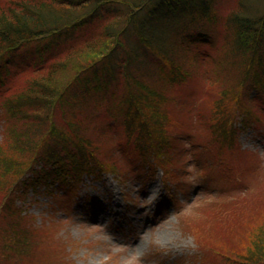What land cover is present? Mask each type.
<instances>
[{"label": "trees", "instance_id": "1", "mask_svg": "<svg viewBox=\"0 0 264 264\" xmlns=\"http://www.w3.org/2000/svg\"><path fill=\"white\" fill-rule=\"evenodd\" d=\"M4 1L7 2L1 5ZM44 1L0 0L4 7L0 10L2 71L21 67L27 69L24 75L41 73L29 83L26 92L9 98L7 95L16 88L9 84L8 91L6 88L0 98V116L6 124L11 120L16 122L10 126L15 135L26 136L14 145L17 151L24 152V159L12 170L17 175L14 178L12 175L6 193L4 191L5 194L0 196L8 217V225L0 238L6 236L9 228L15 232V238L4 241L0 246L2 264L24 263L28 257L25 248L33 249L34 245L31 241L35 236L32 226L24 224L21 209H16L6 199L18 179L32 171V184L37 185L38 181V184L44 183L52 189L58 183L64 188L71 181L73 185L78 184L83 175H93L96 170L109 171L116 162L114 148L103 142V155L97 151L101 148L97 142L99 138L106 141L107 135L119 130L121 124L130 136L126 138L123 152L131 160L137 151L147 158L162 156L168 142L154 131L168 120L172 102L174 105L178 101L177 107L174 106L175 114L181 113L182 103H185L184 114L196 117L200 127L213 132L208 145L200 142L206 154H212L210 145L214 140L216 144H223L220 137L223 135L226 138L224 143L233 151L229 159L233 160L234 169L239 170L243 164V170H255V160L251 159L255 154L241 149L236 141L239 128L234 125L232 112L237 113L242 128L250 124L264 128V104L259 99L264 97V81L254 74L256 95L250 96L246 92L252 84H246L245 89L239 91V79L249 74L245 69L250 67L248 63H256L264 76V0L259 6L255 0H54L61 7L69 8L70 13L54 11ZM253 3L256 14L248 12ZM220 7L227 12L219 19L217 16L210 19L211 13H217ZM204 18L209 19V28L216 29L218 33L217 42L213 35L211 51L201 49L205 42L199 39L200 30L193 26L197 19ZM90 25L92 27L86 32ZM77 27H81L76 36L81 42L72 35ZM186 31L194 33L188 38ZM74 42L75 47L70 49ZM30 44L39 46L37 51L40 53L33 59L35 61L44 60L45 52L49 60L55 54L63 58L75 51L88 57L83 60L84 64L75 62L66 80L57 88H51L48 84L51 77L49 66L45 73L43 69L31 68L28 63L32 60L27 57L28 62L20 64L5 57L16 48L26 49ZM222 60L237 69L236 81L225 82L228 86L224 93L231 94L222 104V100L216 103L214 110L204 112L201 107L197 110L192 104L196 102L193 93L197 92L199 85L187 68L202 69L211 62ZM66 66L63 63V67ZM228 69L227 66L226 71ZM229 78L234 79V76L230 73ZM41 82L43 85H39ZM198 90L202 102L204 92L200 88ZM210 101H207L208 105ZM228 105H234L235 109L226 107ZM86 112L89 114L85 115ZM219 114L226 116V129L220 128ZM204 115L208 118L203 119ZM58 116H61L60 122H57ZM109 121L113 123L108 124ZM20 122L24 123L23 126L15 127ZM188 125L189 129L183 128V132H191ZM207 159L210 163L202 170L205 176L227 175L218 166L221 159H215L213 155ZM38 160L44 163L42 169H32L31 165L39 164ZM234 160L238 161L234 164ZM149 170L143 172L146 178ZM244 178L247 177L234 180L230 177L226 183L250 192L251 180ZM227 197L224 201L234 206V202L244 200L246 194L238 196L235 192ZM216 199L203 203L216 204ZM215 219L218 225H225L223 221H228H221L220 217ZM0 230L4 229L0 227ZM197 246L204 253V261H217V264H259L256 262L263 259L262 256L243 260L206 245ZM206 254L210 259L205 257Z\"/></svg>", "mask_w": 264, "mask_h": 264}, {"label": "rangeland", "instance_id": "2", "mask_svg": "<svg viewBox=\"0 0 264 264\" xmlns=\"http://www.w3.org/2000/svg\"><path fill=\"white\" fill-rule=\"evenodd\" d=\"M261 1L255 0V4L259 6ZM44 4L54 11L70 13L69 8L61 7L54 0H45ZM255 4L250 6L251 10L248 9V12L257 13L253 8ZM1 5L0 10H3ZM226 12L227 10L220 7L217 13H211L210 19L216 16L219 19ZM208 21L207 18L197 19L193 26L194 29L200 30L199 39L205 42L201 49L211 51L213 35L217 42L218 33L216 29L209 28ZM81 27L75 28L72 33L78 42H81V39L76 36ZM91 27H87L86 32ZM186 32L189 34L188 38L194 33ZM75 45L76 42L71 44L70 49ZM26 47H18L15 52L5 57L19 61V64L27 63V57L32 60L28 63L31 68L43 69L42 72L45 73L50 70L48 84L51 88H57L66 80L65 77L71 72L75 62L84 64L83 60L88 57L82 56L83 52L78 55L75 51L63 58L55 54V57L49 60L47 52H42L45 59L35 61L33 59L40 53L37 51L39 46L30 44ZM84 53L88 54L87 51ZM69 57L71 58L68 60ZM63 63L65 66L67 64L66 68ZM248 64L250 67L245 69L249 74L239 79V91L242 92L246 84H252L247 87L246 92L253 96L256 95L255 75L262 81L264 76L256 63ZM48 66L50 69L46 70ZM3 67L0 61V98L6 88L8 91L9 84L16 87L7 95L12 98L22 91L26 92L29 83L41 75H24L27 69L21 67L3 72ZM187 69L204 92L202 102L199 88L193 93L196 102L192 107H197V110L201 107L204 112L214 110L216 103L221 100L222 104L225 97L231 94L224 93L228 86L225 82H235L237 79V69L224 60L211 62V65L202 69ZM230 73L234 79H228ZM39 85H43L42 82ZM209 99L211 101L208 105ZM259 99L264 104V97ZM177 103L178 101L173 105L172 102L168 120L158 131H154L168 142L162 156L147 158L137 151L131 160L123 152V147L127 145L126 138L130 136L121 124L119 130L115 129L107 135L106 141L99 138L100 141L97 142L98 147L104 148L103 142H106L114 148L116 162L109 171L96 170L93 175H83L78 184L73 185L71 181L64 188L58 183L54 184L52 189L44 183L38 184V181L37 185L32 184V171L18 179L6 199L10 200L16 209H21L24 224H30L35 233V236L31 237L33 249L25 248L28 257L22 264H201L204 261V253L198 250L197 245H206L243 260L263 256V259L256 263L264 264V128L255 127L254 124L242 128L240 118L236 117L237 113L232 112L234 125L239 128L236 141L241 149L255 154V157L251 158L255 160L254 171L243 170L245 166L240 162L241 168L234 169L233 160L229 159L230 155L233 156V151L230 145L224 143L226 138L220 135L223 144H216L214 140L210 145L212 154H206L203 147H200V142L202 145H208L213 132L200 127L196 123V117L184 114L185 103H182L181 113L175 114L174 106L177 107ZM230 107L235 109L234 105ZM88 114L89 112L85 113ZM204 116L203 119L208 118ZM209 116L215 118L214 115ZM60 118L61 116L57 117V122H60ZM218 121L221 129L227 128L225 115L219 114ZM14 123L16 122L11 120L6 124L5 119L0 116V196L9 187L12 175L13 178L17 175L12 170L24 159V152L17 151L14 145L26 136L14 134L13 127H10L14 126ZM188 123L192 128L191 132H183L189 129ZM23 124L20 122L15 127H22ZM183 128L185 130H182ZM135 132L136 128L133 133ZM102 147L97 151L104 155ZM212 155L215 159H221L218 166L222 173L227 175L213 177V174L205 176L202 173L210 163L207 158ZM236 161L238 160H234V164ZM38 163L31 165L32 169H42L43 161L38 160ZM149 167L152 168L151 171ZM147 169L149 172L146 178L143 172ZM230 177L232 180L247 177L244 179L251 180V191H244L238 185H227L226 181ZM235 192L238 196L246 194V197L234 202V206L229 201H224ZM220 195L222 196L217 200L216 197ZM215 199L216 204L203 203ZM4 205L0 203V227L4 229L0 230V236L8 225ZM218 217L221 221H228H223L225 225H218L215 223V218ZM10 238H15L12 228L8 229L4 238H0V246ZM205 257L210 259L207 254ZM210 262L205 260L202 264H217V261Z\"/></svg>", "mask_w": 264, "mask_h": 264}]
</instances>
